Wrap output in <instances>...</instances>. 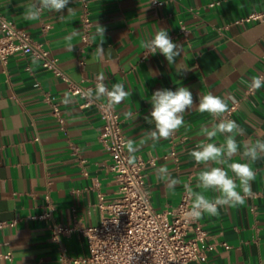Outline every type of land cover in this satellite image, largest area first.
I'll use <instances>...</instances> for the list:
<instances>
[{
    "label": "crops",
    "instance_id": "obj_1",
    "mask_svg": "<svg viewBox=\"0 0 264 264\" xmlns=\"http://www.w3.org/2000/svg\"><path fill=\"white\" fill-rule=\"evenodd\" d=\"M160 1L154 6L150 0H89L90 37L97 23L105 28L101 56L100 37L88 44L80 39V0H72L71 13L45 10L38 21L23 18L30 0H0V17L40 42L66 76L88 86L93 96L100 72L109 88L122 83L129 91L128 98L113 108L126 142H137L135 155L144 163V187L156 211L175 206L185 185L199 191L195 184L203 165H197L189 152L209 142L200 128L210 126L213 118L193 106L184 115L185 126L173 137L140 146L138 142L154 130L144 117L151 111L155 90L188 87L194 105L199 94L231 97L229 109H234L225 118L244 130L237 141L243 145L264 139V87L248 90L252 77L264 76V23L236 22L264 12V0ZM160 28L182 44L172 65L159 53L145 55L141 47ZM73 32L77 34L71 40L72 51L65 37ZM65 94L73 98L71 104L62 102ZM83 101L68 93L66 81L29 56L15 53L0 64V264H63L62 253L87 255L81 228L99 222V205L115 198L116 184L111 159L99 139L102 121L97 108L82 106ZM52 104L58 106L62 124L51 114ZM127 111L137 119H126ZM216 140L222 142L223 137ZM239 161L237 154L231 162ZM161 166L180 180L174 189H167L155 175ZM252 167L255 179L242 206L224 207L218 215L205 214L198 220L206 234L199 244L203 258L188 264H264V158ZM44 214L49 215L39 217ZM54 225L70 231L54 240Z\"/></svg>",
    "mask_w": 264,
    "mask_h": 264
},
{
    "label": "built area",
    "instance_id": "obj_2",
    "mask_svg": "<svg viewBox=\"0 0 264 264\" xmlns=\"http://www.w3.org/2000/svg\"><path fill=\"white\" fill-rule=\"evenodd\" d=\"M79 23L82 29V43L90 42L91 20L89 0H80ZM154 6L160 0H150ZM258 20L264 23V12H253L236 22ZM19 53L36 57L39 66L67 82V91L72 96L82 98V106L94 105L102 121L99 139L111 159L110 169L116 184L113 200L100 204L101 216L94 226L81 228L86 238L88 253L81 257L61 254L63 264H188L203 258L199 244L206 234L198 220L187 216L191 200L184 190L178 203L170 209H153L148 191L144 187L142 170L144 163L136 159L129 163L125 150L126 137L119 125L118 114L107 100H95L86 95L87 86L69 79L61 70L57 59L40 42L30 38L23 30L3 17H0V64L4 65L9 56ZM82 63V62H80ZM25 69H28L26 67ZM97 84V82H95ZM248 90H252L249 86ZM49 102V98L46 97ZM234 106L230 107V111ZM51 114L59 124L63 123L59 108L51 106ZM44 214L39 217H46ZM2 224H0L1 226ZM70 229L54 225L52 238L58 240L60 234ZM228 248L226 244H222Z\"/></svg>",
    "mask_w": 264,
    "mask_h": 264
},
{
    "label": "clouds",
    "instance_id": "obj_3",
    "mask_svg": "<svg viewBox=\"0 0 264 264\" xmlns=\"http://www.w3.org/2000/svg\"><path fill=\"white\" fill-rule=\"evenodd\" d=\"M71 2L72 0H30L25 5L23 18L29 21H38L45 10L71 13L73 11L69 7ZM96 29V33L90 39L95 42L97 37L101 38L97 53L102 56L105 28L97 23ZM76 34L73 32L65 37L69 50L73 51L75 48L71 44V40ZM141 47L146 50L145 55L157 53L163 55L169 65L174 64L176 57L182 53V44L175 42L169 36L168 31L163 28H160L154 36L146 38ZM35 62L36 57H33V63ZM105 79V74L100 72L97 75L94 96L91 90L86 95L95 100L106 98L110 107L124 102L130 95L129 91L125 90L122 83H114L109 88L104 83ZM250 87L252 89L264 87V76L252 77ZM230 98H221L209 92L199 94L198 104L194 105L193 93L188 87L178 86L175 90L157 89L151 95V111L144 117L146 123L154 125V130L146 133L144 139L138 142L140 146H143L148 140L156 142L173 137L185 126L184 115L193 106L199 112L207 113L213 118V123L210 126L204 125L200 128V133L209 142L197 144L189 152L197 165H203L195 184L199 191L185 185L191 200L187 216L192 220H199L205 214L218 215L219 210L224 207L242 206L246 197L251 194V182L256 175L252 165L258 159L264 158V139L245 142L243 145L237 141L236 137L243 135L244 130L235 120L225 118V114L230 111L228 104ZM62 102L66 105L71 104L73 98L65 94ZM124 116L126 119H137V115L131 111L125 112ZM218 136L223 137L222 142L216 140ZM125 147L129 154V163H135L137 159L135 153L139 150L137 142L129 139ZM237 154L241 155V161L231 162ZM155 175L158 180L164 182L167 189H174L180 183L179 179L172 177L166 166L156 169ZM209 191L215 195L212 197L206 195Z\"/></svg>",
    "mask_w": 264,
    "mask_h": 264
}]
</instances>
